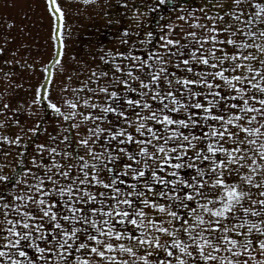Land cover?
I'll return each mask as SVG.
<instances>
[{
	"label": "snow or ice",
	"instance_id": "1",
	"mask_svg": "<svg viewBox=\"0 0 264 264\" xmlns=\"http://www.w3.org/2000/svg\"><path fill=\"white\" fill-rule=\"evenodd\" d=\"M117 3L136 22L124 47L76 73L65 11L46 0L42 82L11 115L0 102V129H19L0 148L21 157L0 173V264H264V0H176L183 24L159 34L143 30L150 10ZM33 105L59 129L39 143L43 119L15 118Z\"/></svg>",
	"mask_w": 264,
	"mask_h": 264
},
{
	"label": "rangeland",
	"instance_id": "2",
	"mask_svg": "<svg viewBox=\"0 0 264 264\" xmlns=\"http://www.w3.org/2000/svg\"><path fill=\"white\" fill-rule=\"evenodd\" d=\"M169 1L172 0H129V4L139 6L142 11L145 8L150 10L145 17L149 23L142 25L143 30L145 32L154 30L159 34L169 21L183 24L182 21L174 18L179 15L178 8L173 7L176 0L171 4H168ZM59 3L65 11L66 46L62 63L65 70L71 69L76 73L81 66L86 70L87 66L92 64L99 65L102 49L122 50L124 47L120 43L123 38L122 28L136 23L127 14L128 10L118 4L117 0H91L89 4H84L83 0H59ZM157 3H160L159 8L155 7ZM10 22H12L11 26H9ZM53 26L54 20L46 8V0H0V47L5 49L0 53V94H3L0 102L9 104L10 108L7 110L9 115H11L10 110L20 106L21 103L27 105L35 95L37 84L42 82L43 73L39 65L46 64L53 56L54 42L51 39ZM185 28L187 29L186 25ZM182 34L177 32L174 35L179 37ZM152 47H155V44ZM73 56L75 60L72 59ZM6 61L14 63L8 64ZM24 62L35 63L37 67L35 70L22 67ZM53 69L55 99L64 77L60 74L61 69L58 66H53ZM6 73L9 75H5ZM33 109L37 113L35 118H29L26 111L16 115L15 118L28 127L35 126V119H43L41 131L35 136L29 134V139L39 143L57 133L59 129L53 111L46 109V106L37 105H33ZM0 119L7 120V116L0 114ZM18 130V127L11 123L8 127L0 129L9 135ZM28 150L32 152L31 147ZM17 151V148L9 149L7 145L0 148V166H2L0 173L11 175L17 168L21 159ZM4 153L7 155L5 156Z\"/></svg>",
	"mask_w": 264,
	"mask_h": 264
}]
</instances>
